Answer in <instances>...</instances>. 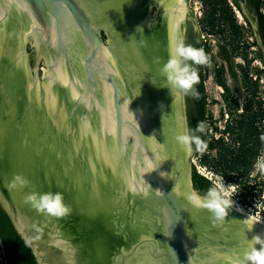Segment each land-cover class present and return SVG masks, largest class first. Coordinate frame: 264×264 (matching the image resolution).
Instances as JSON below:
<instances>
[{"label":"water","instance_id":"water-1","mask_svg":"<svg viewBox=\"0 0 264 264\" xmlns=\"http://www.w3.org/2000/svg\"><path fill=\"white\" fill-rule=\"evenodd\" d=\"M139 23L127 0H0L25 99L0 111V203L38 264H253L244 254L264 248L262 224L187 203L184 95ZM15 176L28 184L13 188ZM33 192L62 193L69 213L37 211Z\"/></svg>","mask_w":264,"mask_h":264},{"label":"trees","instance_id":"trees-1","mask_svg":"<svg viewBox=\"0 0 264 264\" xmlns=\"http://www.w3.org/2000/svg\"><path fill=\"white\" fill-rule=\"evenodd\" d=\"M205 14L202 20L205 29L210 35L221 38L220 56L225 64L213 69V55L209 46L202 45L197 49H203L208 56L206 65H192L199 76L198 83L194 86L195 99L188 103V122L190 133L199 138L204 145L198 148L203 167L218 175L231 186L248 188L252 183L255 169L259 159L264 153V101H257V94L264 88L259 84L264 79V49L257 45L254 58L242 45L244 33L237 24L235 14L232 13L225 0H203ZM264 0H258L256 12L260 25L261 38L264 46ZM237 58H242V64H234ZM234 60V61H233ZM234 62V63H233ZM254 62H259L262 67H253ZM213 75L216 84L224 91L223 103L225 109L221 111V120L225 122V130L221 139L214 135L208 140L209 130L220 128L217 120L209 111L206 81ZM257 77L255 81L253 78ZM233 81L240 93L246 90L249 96L242 101L234 95L230 85ZM238 88V87H237ZM247 99V100H246ZM217 101H212L217 104ZM228 117L226 120L225 118ZM203 124V130H198V125ZM258 179V174L255 180ZM194 188L202 196L215 185L205 177L194 172ZM0 240L3 244L8 264H38L30 245L21 238L14 225L0 205Z\"/></svg>","mask_w":264,"mask_h":264},{"label":"flooded vegetation","instance_id":"flooded-vegetation-1","mask_svg":"<svg viewBox=\"0 0 264 264\" xmlns=\"http://www.w3.org/2000/svg\"><path fill=\"white\" fill-rule=\"evenodd\" d=\"M225 1L232 13L235 14L237 24L241 27V30L244 33V43H242V45L248 50V52L251 53V58H254V53L257 51V45H259L258 36H261L258 14L256 12V4L258 0ZM199 2L204 12V2L203 0H200ZM194 3H196L195 0H188L187 3L185 0H127L128 7L132 9L135 18L140 21L139 28L145 50L147 51L148 48L153 50L158 46V58L166 59L168 61L169 47L173 40L183 41L185 45H190L196 49L202 45L204 49L205 45L203 43L207 42L202 41L200 38V32L198 29L199 19L195 15ZM236 11L239 12V16H237ZM261 13L264 14V9L261 10ZM204 14L205 12L203 13V18ZM252 20L257 23V27L253 24ZM10 29L11 31L3 34V30L0 28V111L9 107L12 108L19 102V100L25 101L24 97L19 94L20 78L18 49L12 28ZM31 46L32 42L30 41L29 46L27 47V53L29 55L27 67L28 70L33 71L36 57L34 49ZM260 47L264 49V46ZM218 50H220V47H218ZM218 53L221 58L220 52ZM240 59L243 63L242 58ZM42 68H44L43 64ZM43 73L44 72L42 71L41 78L43 77ZM29 76H33V72L32 74H29L28 72L26 78H30ZM22 81L23 80L21 79V87L24 84ZM194 99L195 94H192L191 92L184 95L189 137H193V135L189 130L188 103L193 102ZM220 117L218 120L216 119V125L218 126V124H223V127H220L219 134H216L213 129L209 130V141L212 140V135H214V138L217 140L222 137V132L225 130V122L222 121ZM195 145L194 141H190V148L192 152V181L194 172L196 171L194 159L196 156H200L197 153ZM257 174V180H260L261 173H256L254 177H256Z\"/></svg>","mask_w":264,"mask_h":264},{"label":"clouds","instance_id":"clouds-1","mask_svg":"<svg viewBox=\"0 0 264 264\" xmlns=\"http://www.w3.org/2000/svg\"><path fill=\"white\" fill-rule=\"evenodd\" d=\"M191 62V63H189ZM208 56L203 49H196L190 45H185L183 41L173 40L169 47V59L160 69L161 75L166 79L169 89L177 95H187L190 92L195 94L194 86L199 81L197 70L192 65H206ZM204 125L199 124L198 130L202 131ZM176 141L186 151H191L190 141H194L198 148H203L199 138L189 137L188 135L177 136ZM28 181L21 177L15 176L12 181V187H24ZM233 189L225 187L217 178L215 186L210 188L205 195L193 190L186 194L185 198L189 206L194 209H206L213 216L214 220L223 223L226 220L229 209L233 206L232 194ZM159 194V193H157ZM177 195L179 193L177 192ZM26 203H29L37 211L46 213L55 217H63L70 211L69 207L64 203L63 194L60 192H33L26 197ZM251 224V221H247ZM255 243H261L257 237L254 238ZM245 252L244 259L251 261L253 264H264V248ZM243 264V262H242Z\"/></svg>","mask_w":264,"mask_h":264},{"label":"rangeland","instance_id":"rangeland-1","mask_svg":"<svg viewBox=\"0 0 264 264\" xmlns=\"http://www.w3.org/2000/svg\"><path fill=\"white\" fill-rule=\"evenodd\" d=\"M200 0H195V2H199ZM200 3V2H199ZM200 5V4H199ZM204 12H205V9H204ZM195 17V16H194ZM196 19V18H195ZM198 29H199V32H200V38L202 41H206L207 43H203L204 45L206 46H209L212 50V55H213V69L216 68V67H220L222 66L224 63H223V60L219 57V50H218V47H220V44L222 43V40L221 38L217 37V36H211L210 33H208V31L205 29V25L203 24V22L201 20H199V24H198ZM236 64H242V61L240 58H237L236 59ZM253 67H262V65L257 62L252 65ZM260 85H263L259 82ZM230 85L232 86L233 90H234V95L239 98L241 100V104H242V101L245 100V98L247 96H249V93L246 91V90H242V92L240 93L239 91H237L240 86H236V84L233 82V81H230ZM264 86V85H263ZM238 87V88H237ZM206 91H207V94H208V101L210 103L209 105V111L210 113L213 114L214 118L215 119H219L220 117V114H221V111L222 109H225V104L223 103V89L221 87H219L216 82H215V78L213 77V75H211L207 81H206ZM262 93V98L264 99V88L261 90ZM217 101L216 103L217 104H213L212 101ZM247 100V99H246ZM257 101H259L258 99H256ZM260 101H263L262 99H260ZM227 110L225 109V112ZM227 119V117L225 118ZM223 127V124H218V127ZM199 157L200 156H196L195 159H194V162L196 165H199ZM262 162L256 166V169H255V173H261L264 171V153L262 154ZM261 175V174H260ZM218 178V177H217ZM217 178L216 177H213L212 178V183L215 185V182L217 181ZM220 179V177H219ZM220 181L224 184V186L227 188V187H231L234 191H233V194H232V201H233V206L232 207H235V208H238L240 209V204L242 203V200H241V195H240V191L236 188H234L233 186L223 182L221 179Z\"/></svg>","mask_w":264,"mask_h":264},{"label":"built area","instance_id":"built-area-1","mask_svg":"<svg viewBox=\"0 0 264 264\" xmlns=\"http://www.w3.org/2000/svg\"><path fill=\"white\" fill-rule=\"evenodd\" d=\"M194 11L196 17L199 20H202L204 12L201 5H199V2L194 3ZM236 14L237 16H239V12L236 11ZM253 79L256 81L257 77L255 76ZM259 82L264 85V79H261ZM256 99H262L264 101V99L262 98V93H258ZM261 158L258 161V165L262 162ZM198 159L199 165L195 164V168L199 175L205 177L211 182L213 177L219 178L218 175H215L212 171L202 166L201 157H199ZM251 178L253 180L248 188L243 189L239 188L238 186L233 187L240 191L242 203L240 204L239 208L243 211L245 215L253 216L256 220L260 222V224L264 226V171L261 172L260 180H255L254 176H252ZM221 180L223 181V179ZM6 259L7 258L5 250L0 240V264H8Z\"/></svg>","mask_w":264,"mask_h":264},{"label":"bare ground","instance_id":"bare-ground-1","mask_svg":"<svg viewBox=\"0 0 264 264\" xmlns=\"http://www.w3.org/2000/svg\"><path fill=\"white\" fill-rule=\"evenodd\" d=\"M233 208H234V210H235L236 212L245 215L241 209H238V208H235V207H233ZM246 216H248V215H246ZM249 217L252 218V219H254V220H256L253 216H249ZM256 221L259 222L258 220H256ZM259 223H260V222H259Z\"/></svg>","mask_w":264,"mask_h":264}]
</instances>
